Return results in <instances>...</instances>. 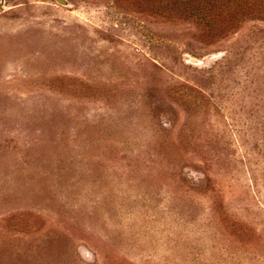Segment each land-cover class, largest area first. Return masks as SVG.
I'll return each mask as SVG.
<instances>
[{"label":"rangeland","instance_id":"1","mask_svg":"<svg viewBox=\"0 0 264 264\" xmlns=\"http://www.w3.org/2000/svg\"><path fill=\"white\" fill-rule=\"evenodd\" d=\"M65 1L0 0V264H264V0Z\"/></svg>","mask_w":264,"mask_h":264},{"label":"trees","instance_id":"2","mask_svg":"<svg viewBox=\"0 0 264 264\" xmlns=\"http://www.w3.org/2000/svg\"><path fill=\"white\" fill-rule=\"evenodd\" d=\"M242 1L243 0H202V3L204 4L200 12L203 10H206V12L199 16L206 19H213L214 17H230L243 9ZM195 3L197 4L198 0Z\"/></svg>","mask_w":264,"mask_h":264},{"label":"water","instance_id":"3","mask_svg":"<svg viewBox=\"0 0 264 264\" xmlns=\"http://www.w3.org/2000/svg\"><path fill=\"white\" fill-rule=\"evenodd\" d=\"M58 1H59L61 4H64V5L67 4L65 0H58ZM192 62H194V63H200V61H198V60H193Z\"/></svg>","mask_w":264,"mask_h":264}]
</instances>
